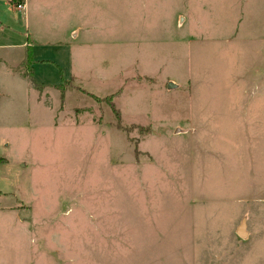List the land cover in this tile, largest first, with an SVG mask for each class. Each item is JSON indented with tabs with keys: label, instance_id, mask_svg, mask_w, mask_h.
I'll return each instance as SVG.
<instances>
[{
	"label": "rangeland",
	"instance_id": "374dc122",
	"mask_svg": "<svg viewBox=\"0 0 264 264\" xmlns=\"http://www.w3.org/2000/svg\"><path fill=\"white\" fill-rule=\"evenodd\" d=\"M28 2L0 264H264V0Z\"/></svg>",
	"mask_w": 264,
	"mask_h": 264
},
{
	"label": "crops",
	"instance_id": "0c3cea01",
	"mask_svg": "<svg viewBox=\"0 0 264 264\" xmlns=\"http://www.w3.org/2000/svg\"><path fill=\"white\" fill-rule=\"evenodd\" d=\"M22 3L23 8L19 10L9 0H0V63L3 64L0 75L24 81L26 80V71H21L19 65L26 60V48H32L37 43L31 37V33L26 36V9L29 7V2L22 0ZM19 23L25 29L24 34L17 26ZM17 33H19L20 39L15 40ZM73 33L74 30H71V34ZM54 45L59 46L58 44Z\"/></svg>",
	"mask_w": 264,
	"mask_h": 264
},
{
	"label": "trees",
	"instance_id": "16d2710c",
	"mask_svg": "<svg viewBox=\"0 0 264 264\" xmlns=\"http://www.w3.org/2000/svg\"><path fill=\"white\" fill-rule=\"evenodd\" d=\"M9 2L14 4V5H17L18 3H21L22 0H9ZM29 56H31V48L27 47L26 48V58H28ZM106 98L109 99L108 97H106Z\"/></svg>",
	"mask_w": 264,
	"mask_h": 264
},
{
	"label": "water",
	"instance_id": "95a60500",
	"mask_svg": "<svg viewBox=\"0 0 264 264\" xmlns=\"http://www.w3.org/2000/svg\"><path fill=\"white\" fill-rule=\"evenodd\" d=\"M172 86H174L173 83H169V84H168V87H172ZM242 228H243V225H241V226L239 227V229H238V232H239L240 235H243Z\"/></svg>",
	"mask_w": 264,
	"mask_h": 264
},
{
	"label": "built area",
	"instance_id": "2783aa9c",
	"mask_svg": "<svg viewBox=\"0 0 264 264\" xmlns=\"http://www.w3.org/2000/svg\"><path fill=\"white\" fill-rule=\"evenodd\" d=\"M16 9H22L23 8V3H18L17 5H15Z\"/></svg>",
	"mask_w": 264,
	"mask_h": 264
}]
</instances>
